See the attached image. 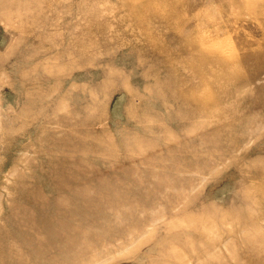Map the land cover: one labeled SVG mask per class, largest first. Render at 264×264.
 Here are the masks:
<instances>
[{
    "label": "rangeland",
    "instance_id": "374dc122",
    "mask_svg": "<svg viewBox=\"0 0 264 264\" xmlns=\"http://www.w3.org/2000/svg\"><path fill=\"white\" fill-rule=\"evenodd\" d=\"M0 264H264V0H0Z\"/></svg>",
    "mask_w": 264,
    "mask_h": 264
}]
</instances>
